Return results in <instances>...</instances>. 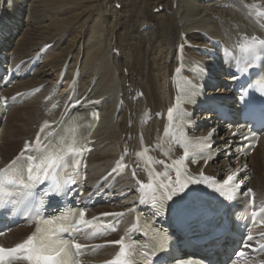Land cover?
I'll use <instances>...</instances> for the list:
<instances>
[{
    "label": "bare ground",
    "instance_id": "obj_1",
    "mask_svg": "<svg viewBox=\"0 0 264 264\" xmlns=\"http://www.w3.org/2000/svg\"><path fill=\"white\" fill-rule=\"evenodd\" d=\"M253 4L264 11V0H0L2 54L21 69L43 55L29 77L8 88L9 95L37 94L10 108L0 123V166L26 143L31 146L45 122H60L64 105L49 115V103L43 100L49 97L59 104V100H67L68 93L75 92L74 100L90 103L99 117L87 143V185L96 184L118 161L128 167L112 182L113 199L121 195L120 200L91 213L125 211L137 205V180L149 181L137 158L149 151L157 170L163 167L156 161L166 160L159 138L167 129L168 109L174 103L173 74L183 65L205 69L217 62L215 50L207 48L210 43H223L238 54L245 37L263 39L264 19L249 9ZM191 70L186 69L183 75L196 77ZM74 74H78L77 86L71 87ZM201 76L208 83L206 94L219 96V91H225L228 77ZM210 80L217 84V92L211 90ZM194 81L200 84L199 79ZM188 110L195 118L191 131L208 136L215 129L211 136L214 147L224 149L212 162L192 163V174L202 172L221 182L227 174L235 173L240 182H248L255 202H264V136L249 156L240 157L228 146L233 130L226 129L228 124L221 123L212 111ZM132 225L133 214L120 222L118 232L109 240H119ZM259 230L264 231V226ZM28 232L17 228L2 241L13 246ZM116 251L117 245H113L89 259L88 264L111 259ZM263 261L264 255L248 264Z\"/></svg>",
    "mask_w": 264,
    "mask_h": 264
},
{
    "label": "snow or ice",
    "instance_id": "obj_2",
    "mask_svg": "<svg viewBox=\"0 0 264 264\" xmlns=\"http://www.w3.org/2000/svg\"><path fill=\"white\" fill-rule=\"evenodd\" d=\"M248 7L250 10H254L257 16L264 17V11H261L257 5L253 4ZM245 41L240 45V50L245 54L249 63L256 56H264V39L253 35L245 37ZM182 48L183 45H181ZM177 71L180 70L177 69ZM232 78L236 79L235 76ZM76 103L78 104L79 101ZM179 103L180 97L177 98V105L174 108L178 107ZM174 108L168 109L170 118L173 116ZM90 128L91 124L88 125V130ZM45 129L48 131L45 132ZM214 131L215 129L209 132L204 140H210ZM41 132L45 133L44 139L42 140L38 135L35 148L26 143L24 149L15 159L5 168H0V208L6 209L10 204L23 203L24 210L30 214V218H35L36 223L35 231L22 242L11 248L0 245V264H80L77 257L82 250L88 247V245L78 242L80 236L89 239L92 237L87 234L88 230L99 232L102 227H109L108 225L98 226V218L86 219L87 213L84 209H70L67 212H59L52 217L42 215L40 207L34 203L35 197L40 196V206L46 207L45 198L50 202L52 199L67 196L72 190V185L78 183L76 175L71 174L68 170L77 168V157L88 149H86L84 142L86 132L79 140L73 139L71 142L61 140L58 143L52 142L51 138L55 134L52 133L47 122L41 128ZM236 134L233 133V135ZM250 135L255 139L254 133H250ZM208 146L210 147V145ZM32 151L36 154L26 155L27 152ZM188 158L189 151L185 147L181 159L174 161L171 165H165V170L156 174V182L152 181L151 176L148 183L137 180L142 191L147 190L152 194L150 203L156 209L153 215H163L168 202L175 204L189 198L194 191L190 186L205 185L208 188H213L229 201L234 200L238 194L240 185L235 182L237 174L228 176L223 181V185L216 187L213 178L204 175L202 172L199 173V178L188 175L186 170L181 172L180 168ZM211 158L209 155L208 159ZM156 163L164 164V161H156ZM173 166L176 167L174 180L171 179L168 171ZM122 167L123 164L118 162L117 168L113 171ZM61 172L67 177L66 179H60ZM133 176H135V171H133ZM54 177L55 179H53ZM46 182L51 184V190L48 188L40 190L39 186L45 185ZM225 186H228V195H225ZM250 193L251 189H248L247 193L239 194L247 195ZM140 202L145 203L143 197ZM103 215L119 216L123 214L104 213ZM251 216L255 222L257 213L252 212ZM137 221L139 222V217H137ZM260 223H264V220H261ZM110 227L115 230L114 226ZM142 227L139 226V223L133 226L143 235ZM157 233L158 235L154 237V242L151 244L140 245L129 237H121L119 240L108 242L119 245L120 250L117 256L112 261H108L107 264H153V257L156 256L157 252L163 251L168 239L167 234L163 233L162 230H157ZM247 239L252 241L253 237L249 235ZM246 247H250V245H246ZM260 247L264 248V244ZM237 255L243 257L245 253L241 251Z\"/></svg>",
    "mask_w": 264,
    "mask_h": 264
},
{
    "label": "rangeland",
    "instance_id": "obj_3",
    "mask_svg": "<svg viewBox=\"0 0 264 264\" xmlns=\"http://www.w3.org/2000/svg\"><path fill=\"white\" fill-rule=\"evenodd\" d=\"M154 10H153L154 13L157 12V9L156 8H154ZM22 18H23V16H22ZM19 32H20V30L17 31L16 36L14 35L13 38H11V42H10V45H9L10 47L9 48H11L13 46L14 42L16 41V38H17V35L19 34Z\"/></svg>",
    "mask_w": 264,
    "mask_h": 264
}]
</instances>
